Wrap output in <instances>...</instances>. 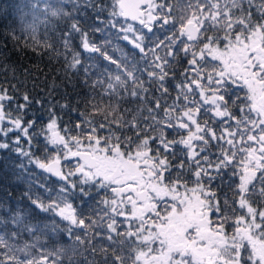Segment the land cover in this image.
Instances as JSON below:
<instances>
[{"label":"snow or ice","instance_id":"obj_1","mask_svg":"<svg viewBox=\"0 0 264 264\" xmlns=\"http://www.w3.org/2000/svg\"><path fill=\"white\" fill-rule=\"evenodd\" d=\"M88 8L97 13L96 23L88 26L93 32L105 30L98 25L118 29L138 50L147 80L136 75L135 63L129 67L126 59L113 58L89 40L75 15L86 16ZM32 9L30 20L21 18V31L34 46L63 56L68 69L82 66L87 83L95 65H82L81 53L72 48L79 34L87 59L99 54L115 65V72L104 69L108 80L101 99L88 101L90 111L79 113L73 129H61L50 107L48 123L36 131L37 122L23 118L29 96L23 95L13 116L6 105L14 97L0 88V150L14 144L29 163L63 181L47 202L25 193L31 203L67 221L68 236L100 255V264H264V0H111L110 5L35 0ZM154 28H167L170 34L160 38ZM49 32L58 35L63 52L49 43ZM181 60L186 63L173 96L166 81L175 80ZM104 84L96 79L90 87ZM237 88L245 90L243 96ZM120 89L138 102L134 108L121 110ZM104 96L110 97L108 103ZM97 116L102 117L98 123ZM10 134L15 137L11 144ZM40 136L46 155L33 160L21 140L31 146ZM228 170V191L221 197L212 185ZM86 187L104 193L103 207L94 210L98 219L78 215L69 200L77 189L89 195ZM10 219L20 227L0 233V264H62V249L36 256V243L19 244L23 232L34 233V228L19 212ZM59 227L54 219L51 230ZM96 236L105 238L107 246H93Z\"/></svg>","mask_w":264,"mask_h":264},{"label":"trees","instance_id":"obj_2","mask_svg":"<svg viewBox=\"0 0 264 264\" xmlns=\"http://www.w3.org/2000/svg\"><path fill=\"white\" fill-rule=\"evenodd\" d=\"M34 2L35 0H0V88H6L9 95L14 97V101L6 105V111H10L13 116L17 115L16 105L23 103L22 97L27 94L31 103L25 110L23 118L25 121L35 120L37 122L36 131L39 130L40 126L48 123V109L50 107H54L56 115L60 118L58 124L61 129L65 126L73 129V125L80 119L79 113L90 111L88 101L93 97L96 101L101 99L108 80L107 75L104 74V69L107 68L114 73L115 65L109 64L99 54H91L93 59H87L90 54L83 52L80 47V36L74 34L71 45L75 51L81 53L82 65H95L87 78L88 82L85 83L86 78L82 66L78 67L77 70L68 69L63 56L57 58L43 48L34 46L30 37L21 31V18L31 19L32 4ZM52 2H55V0H52ZM98 2L105 5L111 4V0H98ZM171 2L175 3L176 0H171ZM64 7L66 10L72 9L71 4H65ZM81 11L83 12L84 9L82 8ZM75 15L81 20L84 30L89 33L88 38L91 42L102 45V50L107 51L115 59H126L129 67L135 63L138 69L136 75L147 80V75L143 71L146 62L140 59L137 49L121 38L123 33L119 32L118 29L106 27L105 25H98L105 28L103 32H93L88 26L96 23L97 13L91 8L86 10V16ZM107 17L108 11L106 10L102 18L106 19ZM136 26L139 27V25ZM60 27H64L63 23L60 24ZM154 32L160 38L170 34L167 28L163 30L154 28ZM13 35L19 37V39H13ZM38 38L41 41L46 38L43 25L39 27ZM47 39L55 48L61 52L64 51L56 33L49 32ZM158 51L160 55L164 54L163 49ZM69 59H71L70 54ZM185 63L181 60L180 64L177 65L175 80L168 79L166 81V86L173 96L176 94L175 83L181 79L179 71ZM96 79L104 80L105 84L103 86L98 85L95 88L90 87L92 81ZM130 85L131 81H129ZM120 91L124 94V101L120 104L121 110L134 108L138 103L135 98L128 97L123 89H120ZM235 91L243 96L245 90L237 88ZM155 94L159 96L158 92ZM103 99L105 103H108L110 97L104 96ZM37 101H40V103H37ZM168 103H171V98H169ZM62 104H67L68 108L61 109L60 105ZM72 109H76V111H72ZM95 119L98 123L102 120V117L97 116ZM103 134L105 133H101V135ZM72 135H76L75 130L72 131ZM14 138V135L10 134L8 137L10 144ZM0 139L3 138L0 137ZM37 139L39 142H37ZM37 139L33 140L31 146L22 139L20 145L26 151L29 148L31 149L33 160L37 157L43 159L46 155L44 150L45 138L40 136ZM14 148L15 145L13 144L9 149L0 150V220L5 221L4 224H0V233L15 231L20 227L11 223L10 219L19 212L21 217L24 218V222L33 226L34 233L23 232L18 243L21 245L25 241L36 243L37 248L32 249L34 255L39 256L41 251L48 254L62 249L64 250L63 255L60 257L62 264H69V257H71L72 264H87L88 261H96L97 264H100L102 261L100 255L92 254L90 249L86 251L87 244L77 245L74 237L70 238L68 236L66 229L69 225L67 221H61L59 217L54 216L51 212L41 211L25 195V193H28L32 199L39 197L47 202L49 195L54 196L63 181L48 175L35 163H29V158L20 155L14 151ZM50 152L51 146H49ZM230 177L231 170H228L223 179L217 177L213 183L212 187L217 191L218 196L222 197L223 193L228 191L227 183ZM232 179L238 182L235 177H232ZM218 185L219 187H217ZM86 190L89 191V195H82L77 189L76 194L71 196L69 200L78 215L98 219V216L94 214V210L98 212L103 207L99 204V201L104 193L97 194L95 189L89 190L87 187ZM54 219L60 225L55 232L51 230ZM73 232L82 235L81 230L78 228L73 227ZM107 244L108 241L102 236H96L92 240V245L97 248L107 246ZM55 259V256L49 257L50 261Z\"/></svg>","mask_w":264,"mask_h":264},{"label":"water","instance_id":"obj_3","mask_svg":"<svg viewBox=\"0 0 264 264\" xmlns=\"http://www.w3.org/2000/svg\"><path fill=\"white\" fill-rule=\"evenodd\" d=\"M63 134V133H62ZM47 173V172H46ZM48 175L52 176L50 173H47ZM54 177V176H53ZM56 179H58L57 177H55ZM59 180V179H58Z\"/></svg>","mask_w":264,"mask_h":264},{"label":"rangeland","instance_id":"obj_4","mask_svg":"<svg viewBox=\"0 0 264 264\" xmlns=\"http://www.w3.org/2000/svg\"><path fill=\"white\" fill-rule=\"evenodd\" d=\"M72 164H75L74 160L72 161Z\"/></svg>","mask_w":264,"mask_h":264},{"label":"flooded vegetation","instance_id":"obj_5","mask_svg":"<svg viewBox=\"0 0 264 264\" xmlns=\"http://www.w3.org/2000/svg\"><path fill=\"white\" fill-rule=\"evenodd\" d=\"M75 162V161H74ZM73 179H75V178H73ZM109 195H111L110 193H109ZM122 219V218H121Z\"/></svg>","mask_w":264,"mask_h":264}]
</instances>
